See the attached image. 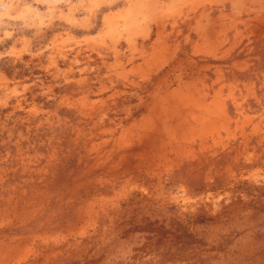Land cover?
Returning <instances> with one entry per match:
<instances>
[{
	"label": "rangeland",
	"instance_id": "obj_1",
	"mask_svg": "<svg viewBox=\"0 0 264 264\" xmlns=\"http://www.w3.org/2000/svg\"><path fill=\"white\" fill-rule=\"evenodd\" d=\"M0 264H264V0H0Z\"/></svg>",
	"mask_w": 264,
	"mask_h": 264
}]
</instances>
